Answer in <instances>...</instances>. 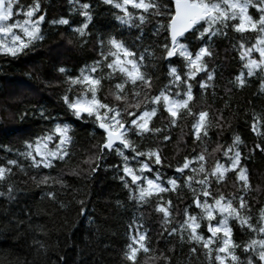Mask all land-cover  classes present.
<instances>
[{
  "label": "trees",
  "instance_id": "16d2710c",
  "mask_svg": "<svg viewBox=\"0 0 264 264\" xmlns=\"http://www.w3.org/2000/svg\"><path fill=\"white\" fill-rule=\"evenodd\" d=\"M31 2L21 0L25 6ZM79 2L90 3L93 13V22L88 29L91 35L86 37L87 43L83 46L72 30L83 23V17L74 11L76 5L70 0H41L46 12L45 22L41 25L44 39L18 57L0 54V166L7 165L9 159H16L21 166L12 169L13 175L8 182L14 185L13 199H9L6 187L0 185V192H4L0 196V264H131L125 260L124 253L137 226L147 235L145 243L149 251L145 253L141 249L137 253L136 264H165L164 257H170L171 264H209L202 248L168 234L163 214L155 210L159 202L155 196L144 203L131 198L130 189L121 179L123 172L117 167H122L121 158L106 151L100 155L102 130L91 122L76 120L61 99L67 85L66 76L59 73L58 68H66L69 76H78L82 68L101 59L99 42L103 39L106 43L109 35L123 39L137 52L142 50V45L147 47L158 39L162 41L164 34L160 38L152 35L157 20L161 18L152 17L143 27V36L137 39L140 29L121 25L115 19L118 10L105 5L102 0ZM161 2L167 4L169 0ZM250 12L257 15L254 9ZM61 17L69 19V25L51 23ZM14 19L22 20L23 17ZM240 38L231 30L226 37H214L213 56L205 58L208 72L214 70V80L207 81V73L201 72L192 81L193 112L207 111L212 120L208 137L202 143L194 142L192 117L169 128L167 113L162 110L152 123L153 127L163 129L161 133L146 134L142 138L132 135L141 150H160L162 166L149 163L162 174L165 182L168 178L178 179L180 188L177 192L161 194L164 201H172L171 226H177L184 219V209L192 204V193L175 168L183 163L185 157L196 156L205 146L208 149L205 153L208 169L213 168L217 161L227 165L229 162L223 152L236 135H240L244 142L240 150L244 157L242 165L248 169L252 186L246 196L252 205V215L255 217L264 207V152L257 149L252 153L257 143L264 144V137H257L251 130L254 116L264 118V93L259 90L260 79L256 76L246 77L243 88L236 86L235 77L241 71L246 72L238 51L233 48ZM245 38L252 42L255 36L246 33ZM189 44L193 51L201 46V42L193 39ZM173 63L182 68L181 60L174 58ZM156 64L159 66L156 71L159 81L152 94L168 83V62L160 59ZM108 71L105 68L103 74ZM94 75L99 77L102 74L97 72ZM205 81L209 86L201 89L200 84ZM117 82H120L118 75L112 80H102L98 91L102 102L117 106L112 96ZM71 95L74 97L76 91ZM129 99L135 102L130 93ZM118 106L121 109L125 107L123 103ZM41 111L51 119L40 118ZM218 118H222L220 127H217ZM56 123L71 126L73 143L69 155L53 161L52 168L31 166V161L20 155L25 151V142L44 134ZM165 135H170L171 139L164 141ZM217 145L223 147L213 153ZM132 163L135 166V162ZM94 168L95 172L92 171ZM145 175L154 177L155 171ZM44 177L50 178L46 184L40 182ZM165 186L168 185L165 183ZM217 188L226 197L244 195L239 191L233 172L226 173L219 185L214 182V193ZM49 192L55 193L54 199L49 197ZM82 207L85 209L83 215L80 214ZM191 211L195 213L198 210L193 207ZM17 221L23 223L17 225ZM232 223L233 239L243 245L251 234ZM201 231L208 235L206 229ZM34 240L42 241L45 249L38 251ZM193 246L197 247L195 254L190 252ZM236 252L245 259L242 248Z\"/></svg>",
  "mask_w": 264,
  "mask_h": 264
},
{
  "label": "snow or ice",
  "instance_id": "6c2138e0",
  "mask_svg": "<svg viewBox=\"0 0 264 264\" xmlns=\"http://www.w3.org/2000/svg\"><path fill=\"white\" fill-rule=\"evenodd\" d=\"M70 2L76 5L74 11H78L83 17V23L72 29L83 46L87 43L86 37L91 35L88 29L93 22L92 5L80 3L79 0ZM102 2L118 10L119 14L115 19L121 25L140 29V37L137 39L143 36V27L152 17L161 18L157 20L152 35L160 38L164 34L162 41L158 39L147 47L142 45V50L137 52L116 36L109 35L106 43L101 39V59L82 68L78 76H69L66 68H58V72L66 76L67 87L61 97L64 105L76 120L91 122L102 130L100 155L103 156L106 151L121 158L122 167H117L123 172L121 179L124 186L130 189L131 198L141 203L147 202L153 196L157 198L159 202L155 210L163 214L165 230L170 236H178L182 242L186 240L187 243L202 248L209 264H264V207L254 217L252 205L246 199L252 186L248 169L242 165L244 157L240 146L244 142L240 135H236L232 144L223 152L229 162L227 165L217 161L213 168L208 169L205 155L208 149L205 146L196 156L185 157L183 163L175 168V172L181 174L184 185L192 193V204L184 209V219L177 226H171L172 201H164L161 194L177 192L180 188L178 179L168 178L165 182L162 174L149 163L150 161L156 166H162L160 150H141L132 139V135L142 138L146 134L161 133L162 128L152 126L153 118L161 110L167 113L169 128L192 117L194 142L202 143L208 137L212 120L207 111H200L198 114L193 112L192 81L201 72L207 73V81L214 80V70L208 72L205 58L213 56L212 39L226 37L229 30L241 37L233 48L238 51L242 68L246 70L235 77L236 86L243 88L247 82L246 77L256 76L260 79L259 90L264 93V0H169L167 4H163L161 0ZM250 9H254L257 15L251 14ZM19 16L23 19H14ZM45 17L41 0H32L27 6L21 0H0V54L15 58L33 47L36 42L42 41L44 36L41 25L45 22ZM51 23L69 25L70 21L61 17ZM246 33L254 34V41L249 42L245 38ZM190 39L201 42L196 51L192 50ZM174 58L182 61V68L173 63ZM160 59L168 62V83L156 94H152L159 81L156 74L159 66L156 61ZM105 68L109 70L106 75L103 74ZM97 72L102 75L95 76ZM117 75L120 82L115 83V91L112 92L117 106H113L102 102L98 98V91L103 79L112 80ZM207 81L200 84L201 89H207ZM128 85H131L130 89ZM74 90L76 95L73 97L71 94ZM129 93L135 98V102L130 101ZM120 103L125 105L123 109L118 106ZM40 118L51 119L44 111L40 112ZM220 119L222 118L217 119V127H220ZM251 130L257 137H264V118L254 116ZM71 131L70 125L56 123L44 134L32 141H26L25 151L20 155L30 160L31 166L35 168H52L53 161L62 160L69 155V148L73 143ZM163 139L168 141L171 136L165 135ZM222 147L217 145L213 153L220 151ZM257 149L264 152V144L257 143L252 153ZM132 162H135V166ZM20 167L16 159H9L7 165L0 166V184L6 187L9 199L14 198V185L8 183L13 175L12 169ZM21 170L23 171L22 168ZM92 171L95 172L96 169ZM154 171V177L145 175ZM228 172L235 173L239 191L244 195L237 197L232 194L226 197L219 188L214 193L213 183L219 185ZM49 179L44 177L40 182L46 184ZM3 195L4 192H0V196ZM48 195L55 198V193L49 192ZM80 203L83 205L84 202ZM193 207L198 211L193 213ZM84 212L82 207L80 214L83 215ZM232 222L251 234L250 239L243 245L233 239ZM20 223L23 221H17V225ZM202 228L206 229L208 235L201 231ZM146 240V233L140 232L137 226L126 245L125 260L136 264L137 253L141 249L145 253L149 251ZM34 243L38 245V251L45 249L42 241L34 240ZM240 248L246 254L245 259L237 255L236 250ZM190 252L195 254L197 247H191ZM163 259L165 264H171L170 257Z\"/></svg>",
  "mask_w": 264,
  "mask_h": 264
},
{
  "label": "rangeland",
  "instance_id": "374dc122",
  "mask_svg": "<svg viewBox=\"0 0 264 264\" xmlns=\"http://www.w3.org/2000/svg\"><path fill=\"white\" fill-rule=\"evenodd\" d=\"M1 186H3V184H0Z\"/></svg>",
  "mask_w": 264,
  "mask_h": 264
}]
</instances>
